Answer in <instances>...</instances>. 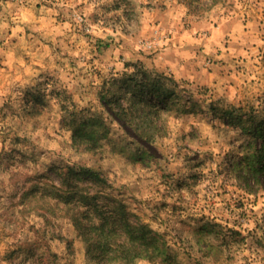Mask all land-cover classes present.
Wrapping results in <instances>:
<instances>
[{"label":"rangeland","instance_id":"374dc122","mask_svg":"<svg viewBox=\"0 0 264 264\" xmlns=\"http://www.w3.org/2000/svg\"><path fill=\"white\" fill-rule=\"evenodd\" d=\"M259 121L264 0H0V264H264Z\"/></svg>","mask_w":264,"mask_h":264},{"label":"trees","instance_id":"16d2710c","mask_svg":"<svg viewBox=\"0 0 264 264\" xmlns=\"http://www.w3.org/2000/svg\"><path fill=\"white\" fill-rule=\"evenodd\" d=\"M144 74H145V79L142 83L143 84L142 88L140 89V96L138 97L136 95L137 97L135 96V98L142 102H146L149 105L150 104L154 105L155 103L153 102V98L162 99L165 95L169 93L168 92L169 90L164 87L154 85V83L149 84L147 80L148 74L147 73H144ZM124 112H126V110ZM123 116L126 117V114H124ZM255 135L258 140V145L255 148V150L252 153H250L247 160L244 161L243 170L245 173H252L254 175H257V174L264 175V121H259L256 124ZM84 172H86L87 174L86 177L92 176V178L96 180H104V176H102L99 171H95L92 168H89V167L81 168V173L84 174ZM82 194H83L82 195L83 199L85 198L86 200H91L93 197L92 195L89 194V192H87L86 195H84V193ZM83 216L86 217V219H89L91 223H87V222L83 223V221L81 220L80 223L77 224V227L79 228L80 232L85 235L86 240L89 241L87 250L91 251L92 250L91 242H90L91 232H92L91 230L94 229V226L96 225L95 224L96 221H94V219L92 218L90 210L85 211ZM125 225H127L126 229L129 231L128 233H130L131 235V240L134 239L135 232L137 231V229L140 230L141 228L138 227L137 225L136 226L131 225L128 222H126ZM119 226L120 224L118 225V227ZM100 228L102 229V232L107 233L105 231V223H100Z\"/></svg>","mask_w":264,"mask_h":264}]
</instances>
